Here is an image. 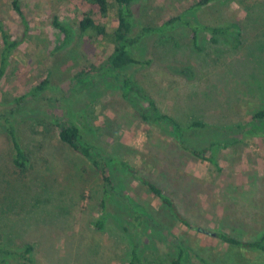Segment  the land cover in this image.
I'll return each instance as SVG.
<instances>
[{
  "label": "rangeland",
  "instance_id": "obj_1",
  "mask_svg": "<svg viewBox=\"0 0 264 264\" xmlns=\"http://www.w3.org/2000/svg\"><path fill=\"white\" fill-rule=\"evenodd\" d=\"M12 1L0 0V21L22 43L1 81L0 110L46 79L50 87L19 113L21 141L34 158L23 179L12 168L10 143L0 133V247L31 244L35 264H128L131 242L118 224L131 215L134 203L155 214L174 235L183 233L177 221L162 217L161 200L122 167L112 173L115 192L107 201L104 228L98 229L94 223L102 216L105 183L86 158L59 140L55 117L80 126L104 157L153 174L167 195L181 196L174 197L181 215L209 235L226 231L252 240L264 233V138L248 134L257 124L254 114L264 110V0H222L197 10L196 19L187 11L199 0H133L135 34L183 13L204 25L237 23L242 29L238 49L212 44L201 32L199 51L181 24L147 35L133 48L138 60L150 64L130 71L162 112L184 126L194 120L207 125L187 133L191 145L209 147L212 135L221 132L240 140L209 150L204 158L189 154L163 128L142 123L113 80H99L82 92L73 89L74 76L101 65L113 50L106 40L81 36L78 30L89 0H21L27 31ZM55 17L73 29L67 45L53 26ZM92 17L109 32L117 28L116 8L106 17ZM214 153L218 166L206 159ZM150 233L162 248L157 255L147 254L150 262L175 252V236L164 250L167 239ZM186 237L204 249L217 246L201 234ZM249 264H264V258Z\"/></svg>",
  "mask_w": 264,
  "mask_h": 264
},
{
  "label": "trees",
  "instance_id": "obj_2",
  "mask_svg": "<svg viewBox=\"0 0 264 264\" xmlns=\"http://www.w3.org/2000/svg\"><path fill=\"white\" fill-rule=\"evenodd\" d=\"M220 1L222 0H199L193 4L192 8L190 7L187 14H191L192 18L196 19L195 13L197 10L207 8ZM132 3L133 0L88 1L89 12L83 19L78 21V30L81 36L102 38L113 46V50L101 65H93L91 71H82L74 76L73 89L75 91H83L88 86L97 84L99 80H113L120 90L122 100L142 123L163 128L177 144L189 154L192 153L195 156L203 157L209 150L215 152V150L228 148L240 141L236 139V136L225 137V134L221 132V134L215 133L214 136L212 135L209 147H194L190 144V136L188 137L187 133L193 130L202 131L207 125L203 121L194 120L189 125L184 126L171 115L163 113L148 88L137 80L130 69L135 65L147 66L150 64V60H138L134 55L133 48L143 37L152 33H163L176 27V24H181L189 28L193 45L199 51L201 48L198 46V40L201 32L209 35L212 44L217 45L220 42H224L231 45L234 49H238L242 45L243 32L241 27L237 23L204 25L199 21L191 20L183 13L163 22L159 26H144L135 34L134 28L136 24L134 23L135 14L132 10ZM12 6L27 31L29 26L22 10L21 0H13ZM114 8L117 9L118 25L113 32H109L106 26L95 22L92 14L106 17ZM52 22L54 28L59 32V36L62 37L63 44L67 45L70 43L73 39V29L69 25L59 22L57 17ZM0 37L2 43L0 54L1 85L2 79L12 66L14 53L21 45L22 40L14 38L5 28L2 21H0ZM49 87L50 82L46 79L34 86L30 92L3 103L7 104L8 107L0 110V133L5 134L10 143V162L20 179H23L29 173L34 165V158L22 144L20 130L22 120H20L21 115L19 113L25 111L27 104ZM1 103L0 101V105ZM76 113L78 116L80 115L79 111ZM254 120L257 122L256 127L250 130L248 134L264 138V110L256 112ZM52 121L57 129L59 140L86 158L100 173L105 183V196L101 203L102 216L94 223L98 229L104 228L107 201L113 197L115 192L114 182L111 177L112 173L115 168L119 169L120 167H122L124 172H128L146 185L150 192L161 200L163 208L166 210V212H162V215H164L162 217L177 221L184 229L180 235H174L164 223H160L157 220L155 214L140 204L134 203L133 209L130 210L131 215L128 216L127 220H123L118 224L121 232L131 242L128 264H249L253 260L264 258V233L259 238L252 240L243 239L226 231L209 235L200 226L193 224L181 215L178 203L174 198L181 196L175 193L167 195L158 185V182L153 179L155 177L153 174H141L127 161L119 160L116 157H104L101 149L88 141L84 137L81 127L71 121V119L64 122L55 117ZM200 142L203 143V140H200ZM214 156L215 153L212 157L206 159L211 164L218 166ZM145 163L149 166L147 161ZM7 199L9 200L10 197ZM150 231H153L156 236L160 234L159 238L167 239L163 244L164 250L165 248H170L167 242L170 243L169 239L175 236V252H165L163 259L150 262V257L147 254L151 251V254L157 255V252L159 253L162 249L158 239L151 235ZM189 234H201L205 238L208 237L217 242V246L204 249L200 244L195 243V239L188 241L186 236ZM34 252L35 247L31 244H27L21 249L0 247V264H35Z\"/></svg>",
  "mask_w": 264,
  "mask_h": 264
}]
</instances>
